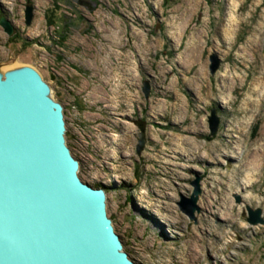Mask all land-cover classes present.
Here are the masks:
<instances>
[{
	"label": "rangeland",
	"instance_id": "rangeland-1",
	"mask_svg": "<svg viewBox=\"0 0 264 264\" xmlns=\"http://www.w3.org/2000/svg\"><path fill=\"white\" fill-rule=\"evenodd\" d=\"M1 19L0 71L47 82L136 264H264V0H0Z\"/></svg>",
	"mask_w": 264,
	"mask_h": 264
},
{
	"label": "water",
	"instance_id": "water-1",
	"mask_svg": "<svg viewBox=\"0 0 264 264\" xmlns=\"http://www.w3.org/2000/svg\"><path fill=\"white\" fill-rule=\"evenodd\" d=\"M79 169L63 106L39 72L0 71V264H136L108 217L105 190L83 182ZM199 193L181 206L190 218ZM260 213L249 221L262 223Z\"/></svg>",
	"mask_w": 264,
	"mask_h": 264
},
{
	"label": "bare ground",
	"instance_id": "bare-ground-1",
	"mask_svg": "<svg viewBox=\"0 0 264 264\" xmlns=\"http://www.w3.org/2000/svg\"><path fill=\"white\" fill-rule=\"evenodd\" d=\"M13 67L12 66H9V67H4V68H2V70H1V73H5L6 71H8V70H10V69H12ZM161 91V90H160ZM162 94V93H161ZM179 147V146H178ZM186 148V147H185ZM223 156V155H222ZM208 157V156H207ZM210 157V156H209ZM193 162V161H192ZM252 164V163H251ZM246 171V170H245ZM158 195V194H157ZM205 202V201H204ZM204 205V204H203ZM166 209V208H165ZM205 216V215H204ZM231 216V215H230ZM150 217H151V215H150ZM152 219L154 220V223L156 224V226L158 225V223H157V221L155 220V218H153L152 217ZM228 222V221H227ZM226 223V222H225Z\"/></svg>",
	"mask_w": 264,
	"mask_h": 264
}]
</instances>
